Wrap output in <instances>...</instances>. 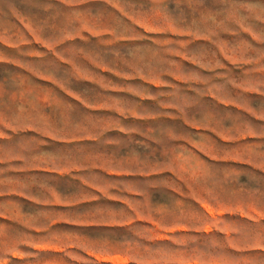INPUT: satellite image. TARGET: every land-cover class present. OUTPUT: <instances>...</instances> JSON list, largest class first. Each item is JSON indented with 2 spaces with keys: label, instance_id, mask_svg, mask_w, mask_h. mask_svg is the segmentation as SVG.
Segmentation results:
<instances>
[{
  "label": "rangeland",
  "instance_id": "obj_1",
  "mask_svg": "<svg viewBox=\"0 0 264 264\" xmlns=\"http://www.w3.org/2000/svg\"><path fill=\"white\" fill-rule=\"evenodd\" d=\"M0 264H264V0H0Z\"/></svg>",
  "mask_w": 264,
  "mask_h": 264
}]
</instances>
